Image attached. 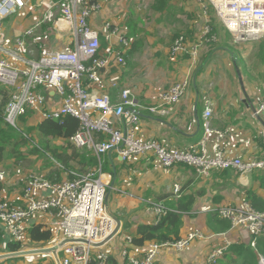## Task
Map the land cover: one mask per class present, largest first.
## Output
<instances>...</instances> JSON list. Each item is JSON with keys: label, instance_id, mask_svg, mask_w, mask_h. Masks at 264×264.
I'll use <instances>...</instances> for the list:
<instances>
[{"label": "built area", "instance_id": "obj_1", "mask_svg": "<svg viewBox=\"0 0 264 264\" xmlns=\"http://www.w3.org/2000/svg\"><path fill=\"white\" fill-rule=\"evenodd\" d=\"M214 11L217 19L228 31L235 43L258 42L264 39V0H199ZM31 5L30 10L41 12L39 19L18 37L10 36L4 21L11 15ZM102 8V0H0V87L12 90L5 109V121L19 128V118L26 109L40 111L42 120H60L72 116L80 120V129L71 139L78 149H88L99 161V167L74 180L51 182L47 178L31 177L25 187L22 202L16 204L0 200V226L8 242L27 243L31 223L43 224L52 230L53 244L59 249L49 254L51 264H106L111 256L104 246L116 229L110 218L106 197L107 184L102 177L103 156L117 151L123 161L132 157L153 156L157 164L168 169L177 165L193 168L203 178L214 172L236 170L242 176L264 171V155L261 159L243 161L230 157L224 147L210 150L213 137L226 140L230 131H217L212 127L214 108L205 97L203 112L204 134L200 142L189 149L168 148L154 140L137 135L141 114L147 111L159 117L169 116L172 109L191 86L189 77L176 82L162 95L159 105H139L130 88H119L117 102L104 89L103 74L111 66L114 57L121 67L126 66L125 51L131 39L126 29L107 23L103 31L92 27L89 19ZM207 27L204 37L211 33ZM68 35L73 45L63 51H53L61 45V37ZM101 35L110 38L117 35L124 50H109L101 55ZM63 46V45H62ZM178 55V56H177ZM189 55L194 60L199 46L190 48L187 38L180 35L173 43L171 57L177 59ZM46 89V90H45ZM43 91H53L61 100L56 109L47 108ZM264 114V100L257 108ZM97 134L103 138L99 140ZM264 143V135L262 136ZM182 187L174 186V195L181 196ZM157 223L167 214L162 204H154ZM220 218L230 222V231L239 232L238 242H247L257 250V238L264 235V211H258L245 202L241 207H221ZM47 217L49 223L42 220ZM45 219V221L47 220ZM115 238V237H114ZM205 235L199 231L173 242L148 243L149 248L140 257H131L132 237L126 236L127 246L121 255L129 264H155L158 254L166 248L183 252L190 249L197 239ZM232 243L226 240L208 256L205 264H217L229 252ZM35 248H28L31 250ZM42 249V248H39ZM24 251V250H22ZM259 264H264V254L258 253Z\"/></svg>", "mask_w": 264, "mask_h": 264}, {"label": "crops", "instance_id": "obj_2", "mask_svg": "<svg viewBox=\"0 0 264 264\" xmlns=\"http://www.w3.org/2000/svg\"><path fill=\"white\" fill-rule=\"evenodd\" d=\"M153 1L154 15L152 14L153 18L149 25H146V20L138 14L134 0H102L101 10L89 19L92 27L99 29L98 31L103 30L107 23H111L126 29L131 39L130 48L125 51L126 66L121 67L114 57H111V66L103 74L104 89L111 91L112 101L117 102L119 97V89L109 86L113 81L119 88H130L139 105H159L162 95L170 87L183 79L181 77L191 76L192 73L195 76L204 61L213 53L199 72L196 87L193 85L187 90L183 99L174 106L169 116L159 117L143 111L141 123L136 130L137 135H143L142 138L145 137V139L158 140L172 149L193 147L200 142L204 134L203 100L207 97L211 99L214 108L211 119L212 127L217 131H230L229 137L223 142L215 137L211 139L209 146L211 152H215L218 147L222 146L230 157L239 158L245 162L262 158L264 155L262 140L264 114L261 115L260 121L254 116L252 110L254 107L257 109L264 100V53L257 52L253 62H248L241 55L242 46L233 47L238 52L235 54L232 51L238 57L237 64H235L231 55L222 49L230 50V47L220 44L210 49L208 55L206 54L207 57L202 58L206 55H203L204 53L201 55L199 51L195 60L187 55L188 59L177 64H170L172 46L169 45L170 39L172 42L174 36L184 31L188 46L190 48L198 46L206 39L204 37L206 29L213 26L216 15L214 11L211 12L210 8L205 9L199 0H169L165 1V4L162 3L163 7L158 5L159 0ZM35 2L36 0H33V3ZM30 7L31 5L5 20V30L10 36H20L25 29L30 28L39 19L41 12L37 9L30 10ZM18 13L20 16L13 18ZM214 26L216 27L215 24ZM216 30L218 31V27ZM221 34L219 31V36L223 39ZM101 38H105L106 42L101 55H107L109 50L115 52L124 50L119 46L117 35L110 38L101 35ZM61 39L60 43L64 47L73 45L68 35ZM205 47L207 46L204 45L203 48ZM236 65L240 69L244 87L239 79ZM43 93L46 96L47 108L53 110L60 106L61 100L56 93L54 94L53 91H43ZM245 93L251 101L248 105L244 102ZM196 111L200 126L196 119ZM33 113L30 124L35 125L42 119L40 111ZM40 157L50 162L46 156ZM9 161L13 162V160ZM101 163L103 180L109 184V190L107 189L110 193L107 203L108 212L122 224L118 234L105 249L117 259L119 264H129L121 255V249L127 246L126 236H135L140 224L157 223L153 205L156 203L164 205V197L174 194L175 185H180L182 189H186L183 190L184 193L190 192L196 197L193 213L183 216L180 237L184 238L191 232L199 231L205 235V238L197 239L190 249L183 252H177L171 248L163 249L158 254L155 264H205L215 248L224 244L226 240L232 245L237 243L239 235V232L230 230L224 232L211 228L208 219L211 213L217 212L221 207H241L245 202L253 203L251 199H248L249 192L254 193L264 202V184L255 178L254 172L242 176L236 170L229 169L226 172H214L211 177L203 178L192 170L193 168L190 169L185 165L162 168L150 155L135 156L124 162L117 151L103 156ZM47 169H49L46 171L48 174L56 168L50 167L49 163ZM114 173L116 180L114 187L111 188ZM67 174L68 171L62 174L64 177L62 180H67ZM23 192L17 199L14 192L7 191V185L4 184L0 198L5 200L3 195L5 198L9 195L10 197L6 199L11 202L18 200L16 204H20ZM173 198L178 199L179 197L173 196ZM45 219L47 217L42 222H50V219L46 221ZM124 223H131V227L123 229ZM128 248L131 257H140L149 245ZM28 260L24 261V264H29ZM221 261L223 259L219 260Z\"/></svg>", "mask_w": 264, "mask_h": 264}, {"label": "trees", "instance_id": "obj_3", "mask_svg": "<svg viewBox=\"0 0 264 264\" xmlns=\"http://www.w3.org/2000/svg\"><path fill=\"white\" fill-rule=\"evenodd\" d=\"M165 1L167 2L169 0H159L158 5H164L166 3ZM104 39L105 38H102V46L106 47ZM225 46L228 47L227 45ZM262 53H264V49H262L261 54ZM11 93V89L0 87V164L3 162L4 158L11 160H13V158H21V150L26 147L28 148L32 144L31 141L33 139L31 136L33 132L35 135L38 134V142L37 146L32 148L31 153L39 154L42 157L46 156L50 163H53L50 164V167L56 168L49 171L46 175L49 181H64L62 180L64 178L62 174L66 171H68L66 179L74 180L99 167V161L94 156L93 152L87 149H78L72 143L71 139L80 129V120L72 116H66L60 120H42L32 125L30 124V119L35 111L33 109H26L19 118V128L16 129L10 126L5 121L4 116L5 109L10 101ZM97 137L99 140H103L100 134H97ZM254 175L260 183L264 184L263 171L254 172ZM3 189L4 184L0 181V195ZM183 190L186 189H182L181 196L178 199L173 198V196L176 198L174 194L164 197V205L168 209V212L159 223L138 225L136 235L132 237L133 247H145V245L152 241L160 243L173 242L181 238L180 233L183 227V216L192 214L196 203L195 195L190 192L184 193ZM248 194V199L253 201V203H248H250L254 209L264 211V202L262 199L258 198L252 192ZM0 200L3 199L0 198ZM208 219L211 228L215 230L226 232L231 228L230 223H227L228 221L220 218L218 211L211 213ZM130 227L131 223H124L123 229H128ZM53 236L52 230L46 228L43 224L31 223L28 230V242L26 244L23 242H8L4 239V231L0 226V255L15 253L32 247L39 248V245L44 246L50 243ZM256 245L257 250L253 249L245 242L235 243L231 246L228 254L226 253L222 258L223 261L217 264H259L258 253L264 254V235L257 238ZM234 256L236 258H234ZM20 259L23 258L17 260ZM0 264L9 263L3 261ZM106 264H119V262L111 255Z\"/></svg>", "mask_w": 264, "mask_h": 264}, {"label": "rangeland", "instance_id": "obj_4", "mask_svg": "<svg viewBox=\"0 0 264 264\" xmlns=\"http://www.w3.org/2000/svg\"><path fill=\"white\" fill-rule=\"evenodd\" d=\"M153 2H154L153 0L152 1L151 0H134V5L136 6L138 14L140 16H142V18L144 20H146V25L147 24L149 25L150 20H152V18H153L152 14L154 15V13L152 12ZM211 12H213V10ZM17 15L20 16V14L18 13L16 15H14L13 18L17 17ZM215 19H216V16H215ZM214 24L216 25V27H218L217 32H216V29H215L216 27L214 26ZM4 27H5V21H4ZM219 27H220V29H219ZM211 29L212 30H211L210 35L203 42L198 44V46H200L199 51H200L201 55L203 53H204L203 55H206V54L208 55V52L210 51V49H213L214 46L220 45V44L227 45L228 47H230V50L233 51L235 54L238 52L236 50H234L233 47L242 46L240 49L242 51L241 55L244 57V60L248 61V62H251V61L253 62L254 55L256 56L257 52L261 53L262 49H264V39L258 41L259 43L258 42H245V44L244 43H235L232 35L228 31H226L225 28L222 27V24L219 22V20L217 21V19L214 20V23H213V26H211ZM219 31H221V33H222L221 35L223 36V39H222V37L219 36ZM184 34H186V32L181 31L178 36H176V37L174 36L172 42L170 39L169 45L173 46V42L176 40V38H178L180 35H184ZM204 45L207 47L203 48ZM172 46H171V49H172ZM207 55L203 56L202 58L207 57ZM185 59H188L187 55L183 56V57H178L177 59L172 58L171 57V51H170V60H171V61H169L170 64L171 63L177 64V63H180L181 61H183ZM200 59H201V57H200ZM255 62H256V59H255ZM191 76L188 75V77L192 83L193 82L192 81L193 76H194L193 73L191 74ZM184 77H186V76H184ZM184 77H181V78H184ZM191 86L193 87V84H191ZM32 124H34V123H32ZM138 136L143 137V135H140V134ZM31 137L33 139L31 141L32 144L28 148L26 147L25 149L21 150V158H13V162L9 161L11 159L4 158L3 162L0 164V181L4 182L5 186L7 185V191L11 190L12 192H14L17 199L22 194L24 188L28 185L31 177L46 178V175H47L46 171L49 170V169H47V167H48V164L50 162L48 163L45 160V158H41L39 154L31 153L32 148L37 146L38 134L35 135L32 132ZM144 139H145V137H144ZM148 140H151V139H148ZM152 140H154V139H152ZM154 141L161 143L158 140H154ZM50 164H53V163H50ZM139 172H141V171H139ZM107 193H108V191H107ZM111 195H112V193H111ZM3 197H4V199H6V198H9L10 196L8 195V197L5 198V195H3ZM6 200H8V199H6ZM14 202L18 203V200H14ZM52 241L50 243L45 244L44 246L39 245V248L43 249V248L51 247L53 244ZM32 248L39 249L38 247H32ZM111 248L112 247H110V249ZM25 258H27L26 260L29 259L28 260L29 264H51V259L49 258V255H36V256L24 257L23 259H20L21 262L17 259L5 261V262H7L9 264H18V263L24 264V261L26 262Z\"/></svg>", "mask_w": 264, "mask_h": 264}, {"label": "water", "instance_id": "obj_5", "mask_svg": "<svg viewBox=\"0 0 264 264\" xmlns=\"http://www.w3.org/2000/svg\"><path fill=\"white\" fill-rule=\"evenodd\" d=\"M95 28V27H94ZM99 30V29H98ZM103 31V30H101ZM223 50H226L230 55L231 57L234 59L235 61V64H237V59L238 57L232 52L230 51L229 49L227 48H222ZM52 50L53 51H63L65 50V47L62 46V45H55L52 47ZM213 54V53H212ZM210 54L208 56V58L204 61V63L201 65V67L199 68V70L197 71V73L195 74L194 76V79H193V85L196 87V83H197V77H198V74L199 72L201 71V69L207 64V62L209 61V59L211 58V55ZM236 69H237V72H238V75H239V79L242 83V76H241V72H240V69L239 67L236 65ZM242 86H243V83H242ZM244 87V86H243ZM55 94V93H54ZM245 103L248 105L251 101L249 99V97L247 96V94L245 93ZM200 97L198 96L197 97V100L199 101ZM198 111V110H197ZM196 111V119L198 121V124L200 126V119L198 117V112ZM253 113H254V116L259 119L261 121V115L258 114L257 112V109L254 107L253 108ZM115 180H116V174L114 173V179L112 181V184H111V188L114 187V183H115ZM109 196H110V193H108L107 197H106V203H108V200H109ZM110 218L113 219L115 221V223L117 224V227L116 229L113 231V233L108 237V239L105 241V243L101 244V245H95V247H101V246H104L106 245L107 243H109V241H111L112 239H114V237L118 234V231L119 229L121 228V221L118 220L117 218L113 217L112 215H110ZM59 249L58 246H54V247H49V248H43V249H31V250H24V251H19V252H15V253H6V254H2L0 255V262H3V261H10V260H13V259H17V258H24V257H29V256H36V255H49L51 253H54L56 252L57 250Z\"/></svg>", "mask_w": 264, "mask_h": 264}, {"label": "bare ground", "instance_id": "obj_6", "mask_svg": "<svg viewBox=\"0 0 264 264\" xmlns=\"http://www.w3.org/2000/svg\"><path fill=\"white\" fill-rule=\"evenodd\" d=\"M106 3V2H105ZM105 6V5H104ZM209 16V15H208ZM208 18V17H207ZM208 22V21H207ZM212 22V21H211ZM207 24V23H206ZM229 34V33H228ZM102 39V38H101ZM118 40V39H117ZM102 43V42H101ZM259 43V42H258ZM245 44V43H244ZM110 48V47H109ZM102 49H105V47L104 48H102ZM120 51V50H119ZM128 64V63H127ZM118 67V66H117ZM111 92V91H110ZM117 93V92H116ZM112 96V95H111ZM117 97V96H116ZM115 99V98H114ZM113 100V99H112ZM114 102V101H113ZM116 102V101H115ZM125 162V161H124ZM127 162V161H126ZM109 188V187H108ZM109 190V189H108Z\"/></svg>", "mask_w": 264, "mask_h": 264}]
</instances>
